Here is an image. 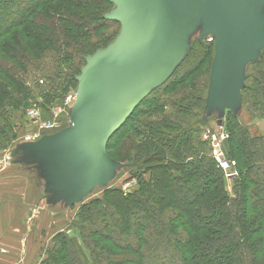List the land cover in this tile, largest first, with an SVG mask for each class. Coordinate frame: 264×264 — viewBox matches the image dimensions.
<instances>
[{
	"label": "trees",
	"instance_id": "obj_1",
	"mask_svg": "<svg viewBox=\"0 0 264 264\" xmlns=\"http://www.w3.org/2000/svg\"><path fill=\"white\" fill-rule=\"evenodd\" d=\"M24 1L0 0V150L16 137V113L29 100L56 107L75 88L85 56L100 45L91 37L106 25L110 7L107 0ZM48 52L60 61L47 67L44 82L34 81V90L26 62L42 70L39 59ZM205 52L190 50L186 68L172 70L146 106L116 129L107 149H120L135 184L83 204L87 217L80 212L77 221L93 217L102 232L88 230L89 254L61 231L40 264H264V135L228 116L226 154L237 170L228 182L200 137ZM252 66L240 101L250 116L264 118V48Z\"/></svg>",
	"mask_w": 264,
	"mask_h": 264
},
{
	"label": "rangeland",
	"instance_id": "obj_2",
	"mask_svg": "<svg viewBox=\"0 0 264 264\" xmlns=\"http://www.w3.org/2000/svg\"><path fill=\"white\" fill-rule=\"evenodd\" d=\"M23 2L25 1L23 0ZM107 2L110 7L103 17L106 20V25L99 27V31L91 37L94 44L99 42L100 45L94 52L85 56L75 88L70 89L56 107L44 109L37 106V102L35 104L33 100H29L23 110L16 113L14 120L16 137L9 142L6 148L0 150L1 156L8 157L12 164H20L22 167L16 169L15 174L9 180L11 184H20L19 178L23 177L25 188L23 189V235L21 238L34 239L36 255L33 264H40L46 259L50 254L49 250L54 245L53 238L61 231H65L71 238H75L77 244L89 254L88 249L92 248L89 236H92L88 230L97 231L100 234L102 232L101 229L96 228L99 223L93 222V217H88L83 223L77 221L80 212L85 214L82 211L83 204L94 198L101 199L106 189L119 188L121 191H127L132 189L135 184V177H130L133 168L118 159L120 149L115 148L110 151L107 149L115 138V132L106 136L109 124L115 117L114 114L109 112L106 118L70 131L82 118L101 113L106 103L102 95H93L88 98L85 87L88 80L87 69L92 63L94 55L97 51L103 50L113 43L121 30L120 22L106 17L117 10V4L112 0H107ZM107 5L105 2V6L102 4L101 7ZM190 11L185 22L173 29L180 49L177 62L172 70L180 66L181 69L183 66L186 68L184 57L190 50L197 54L205 52L204 49H207L203 56H207L208 62H205L203 68L206 69L208 83L202 94L201 107L198 109L204 124L201 125L200 137L206 141L209 147V156L220 166V162L215 159L211 151V136L214 134L220 140V148L225 159L231 161L227 157L225 145L228 136L225 124L230 114L238 117L250 134L264 135V118L257 117L258 114L255 112H252V116L256 117L250 116L251 109L244 108L240 101L241 89L247 82V74L248 72L252 73V65L257 61L264 48V0H247L243 6V20L246 19L248 23L245 31L247 39L239 46L234 58L235 64L232 67L218 52L215 0H191ZM3 20L0 19V24L5 22ZM222 46L226 54L225 40ZM52 53L48 52L47 56L39 59L40 66L44 70H38L34 65L26 62V83L34 90V81L42 78L44 82L47 67L55 68L57 62L60 61L57 55L54 58L49 56ZM97 73L96 70L95 74L91 75L92 81L95 77L99 78V83L92 85L94 93L113 89L116 92L117 87L121 88V92L117 94L116 105L113 107L114 111L111 109L114 113L133 103L139 93L144 91V88L140 89L141 79L139 80L136 75L126 74L122 80H119L118 76H112L110 73H103V71L99 75ZM167 78H169L168 75L151 88L136 105L135 110L140 111L146 106L145 102L149 100L159 85L167 81ZM38 83L40 84L39 81ZM34 95L37 97L36 93ZM66 96H70L68 102L65 101ZM216 97L221 101V106H213L211 100ZM31 104H34L39 110L38 122H34L26 114V110ZM232 105L234 111L231 110ZM217 119L220 120L219 124L216 123ZM42 122L53 123V126L49 129H41L39 124ZM61 131L65 133L53 137L54 134ZM47 136L52 137L50 141L42 145L36 144ZM9 154L11 155L8 156ZM220 168L223 170L224 176L237 172L233 168L224 166H220ZM230 181L231 179H228V182ZM228 182L227 185H229ZM27 188L37 190V193H34L33 196L26 194L25 192L29 191ZM40 188H43V192ZM228 190L231 191L230 187ZM27 201L30 203L26 207L25 202ZM98 211L99 209L96 212ZM84 216L87 217V215ZM109 216H111L110 213L105 217V222L111 218ZM150 234H153L151 229ZM114 238L116 239L118 236H114ZM131 239L128 238L127 242ZM153 243L152 245L156 244V239ZM91 257L96 259L92 252ZM145 260L147 261V259ZM155 261L157 260L155 259ZM102 262L104 263L103 260Z\"/></svg>",
	"mask_w": 264,
	"mask_h": 264
},
{
	"label": "water",
	"instance_id": "obj_3",
	"mask_svg": "<svg viewBox=\"0 0 264 264\" xmlns=\"http://www.w3.org/2000/svg\"><path fill=\"white\" fill-rule=\"evenodd\" d=\"M112 1L117 4V10L106 17L120 22L121 30L113 43L105 49L97 51L94 55L93 61L87 69L88 80L85 87L88 98L93 95H102L106 103L101 113L82 118L70 131L106 118L111 112L115 117L109 124L106 136L111 135L133 112L146 93L169 75L178 59L180 48L173 29L185 22L189 12H191V0ZM246 1L215 0L218 52L231 67L235 64L234 58L239 46L247 39L245 31L248 23L246 19L243 20L242 16ZM224 40L227 45L226 54L222 46ZM96 70L98 75L103 71V73L118 76L119 80H122L126 74L136 75L139 80L141 79L140 89L144 88V91L139 93L138 98H135L133 103L114 113L113 107L116 105L117 94L121 92V88L117 87L116 92L114 89L107 92L99 89L100 91L94 93L92 85L99 83V78L95 77L92 81L91 75L95 74ZM211 101L213 106H221V101L217 97ZM231 110L234 111L233 105ZM216 123L219 124L220 120L217 119ZM64 133V131L58 132L53 137ZM51 138L50 136L43 137L36 144H45ZM7 159L8 157L2 158L0 161ZM228 179L232 178L229 177Z\"/></svg>",
	"mask_w": 264,
	"mask_h": 264
},
{
	"label": "crops",
	"instance_id": "obj_4",
	"mask_svg": "<svg viewBox=\"0 0 264 264\" xmlns=\"http://www.w3.org/2000/svg\"><path fill=\"white\" fill-rule=\"evenodd\" d=\"M2 158L6 156H1L0 160ZM19 167L22 168L20 164H12L8 159L0 161V264H33L36 255L34 239L21 238L23 235V189L25 188L23 177L19 178L20 184H11L9 180ZM27 189L29 191H26V194L33 196L37 193V190ZM42 189L41 192H43ZM25 203L27 207L30 202Z\"/></svg>",
	"mask_w": 264,
	"mask_h": 264
},
{
	"label": "built area",
	"instance_id": "obj_5",
	"mask_svg": "<svg viewBox=\"0 0 264 264\" xmlns=\"http://www.w3.org/2000/svg\"><path fill=\"white\" fill-rule=\"evenodd\" d=\"M70 100V96H66L65 97V101L68 102ZM26 114L31 118L33 119L34 122H38V119H39V110L38 108H36V106L34 104H31L28 106L27 110H26ZM53 126V123H48V122H42L39 124V127L41 129H49ZM221 135L223 136L222 132H221ZM205 139H208V138H205ZM224 139V138H223ZM211 143H212V153H213V156L215 157V159L220 162L219 165L220 166H224V167H228V168H233L235 167V162L233 160H226L225 157H224V154L220 148L221 146V143H220V140L217 139V137L212 134L211 136ZM235 171V170H234ZM237 172H232V173H229L226 175L227 178L229 177H234L236 176Z\"/></svg>",
	"mask_w": 264,
	"mask_h": 264
}]
</instances>
